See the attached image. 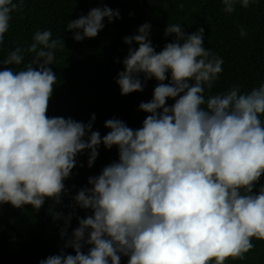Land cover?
<instances>
[{"label": "clouds", "instance_id": "9594fccd", "mask_svg": "<svg viewBox=\"0 0 264 264\" xmlns=\"http://www.w3.org/2000/svg\"><path fill=\"white\" fill-rule=\"evenodd\" d=\"M237 2L223 0V10L234 12ZM249 2L239 0L244 8ZM17 9L13 0H0V44ZM114 17L118 11L93 8L67 30H82L74 35L77 42L94 38L102 21ZM149 29L145 23L125 38L139 47L129 50L116 81L122 95L143 91L141 73L161 82L152 100L139 105L150 115L138 130L109 119L104 126L110 131L101 138L92 131L94 115L88 124L47 116L57 79L48 65L63 46L50 30L33 35L27 51L35 58L26 69L0 70V204L39 209L46 197L59 201L78 153L91 150V166L101 143L119 149V162L90 177L92 187L75 196L94 213L79 220L65 245L75 255L62 252L40 264H120L119 254L129 257L128 264H225L242 260L254 247L252 238L264 240V186L253 194L264 175V84L244 94L232 87L205 100V86L212 88L223 59L203 47L204 29L186 35L180 25H169L165 35L176 40L159 53ZM23 59L17 47L3 63L20 65ZM168 98L175 103L166 106ZM83 244L92 245L87 254Z\"/></svg>", "mask_w": 264, "mask_h": 264}, {"label": "trees", "instance_id": "16d2710c", "mask_svg": "<svg viewBox=\"0 0 264 264\" xmlns=\"http://www.w3.org/2000/svg\"><path fill=\"white\" fill-rule=\"evenodd\" d=\"M13 3L18 9L10 13L9 29L0 44V70L26 69L35 58V53L27 51L33 35L50 30L51 39L60 40L63 46L54 50L55 59L48 65L57 79L46 114L49 118H71L84 124L92 121L94 115L92 131H98L101 138L110 131L104 126L109 119L121 120L138 130L150 115L140 110L139 105L152 100L160 81L154 77L145 80L141 73L138 78L143 91L127 95L121 94L116 82L118 74L125 70L123 61L129 50L139 47L136 42L125 43V38L138 34L145 23L150 25L149 39L157 53L176 40L175 34L165 35L169 25H180L186 35L204 29L203 47L223 59V71L212 88L205 86V100L232 87L238 86L244 94L264 84V0H250L247 8L238 0L232 13L223 10V0H13ZM97 7L118 11L119 18L114 17L111 23L105 18L102 21L105 27L96 37L75 41L74 35L77 31L82 34V30H67L68 23ZM241 29L246 33L243 37ZM17 47L24 57L22 63L5 65L3 61ZM33 67L38 70L37 65ZM166 75L168 79L163 83L169 84L171 72ZM188 82L194 84L192 80ZM174 103L173 98H168L166 106ZM260 119L264 123V115ZM97 151L91 166L88 164L91 150L77 154L75 166L63 182L65 189L59 201L46 197L39 209L30 204L21 208L0 204V264H40L62 252L75 255L74 249L65 245L74 239L79 220L94 214L91 209L81 208L75 196L92 187L88 183L90 177L99 176L106 166L119 162L118 146L107 149L101 143ZM262 186L264 175L255 182L253 194H258ZM62 231L66 233L64 236ZM251 243L253 249L242 260L229 258L225 264H264V240L252 238ZM91 247L83 244L82 252L87 254ZM119 255L120 264H128L129 257Z\"/></svg>", "mask_w": 264, "mask_h": 264}]
</instances>
